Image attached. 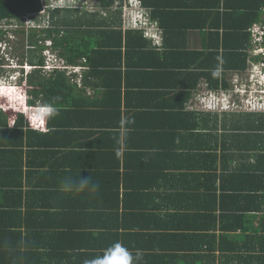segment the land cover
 Returning <instances> with one entry per match:
<instances>
[{
    "label": "trees",
    "instance_id": "obj_1",
    "mask_svg": "<svg viewBox=\"0 0 264 264\" xmlns=\"http://www.w3.org/2000/svg\"><path fill=\"white\" fill-rule=\"evenodd\" d=\"M87 1L84 6L80 3L76 6L77 0H70L71 4L66 6L63 0H0V26L3 25L4 30L8 29L6 26H13L18 30L28 29V22L47 26V39L53 41L55 49L62 50V57L68 58L70 65H79L81 59H87L86 65L91 71L83 77V84L92 83L93 86L106 88V98L103 101L91 103L86 100H74L71 103L69 92L64 87L67 85L65 73H56L36 83V87L42 85V90L35 94L37 99L32 98L31 103L50 106L53 104L52 107L56 104H69L67 109L64 106L55 111L60 112L61 116L57 122H52L53 127L67 128L63 130L66 132L58 133L53 130L46 135H39L30 130L29 136L49 139L68 135L67 138H70L72 121L80 119H85V125L98 126L101 134L108 135L112 130H119L122 123L126 122L127 129L130 130L126 134L127 146L135 149L137 156H142L140 159L146 162V168H150L153 163L157 164L164 157H168V160H164L161 165L169 167L175 162V151L187 144L190 129L193 132L210 131L208 128L211 121L218 122L220 113L225 112L224 119H221L223 127L230 128L228 131L233 132L234 138L243 139L237 143L238 149L252 151L256 158V167L240 166L229 175L222 174L219 186L213 184L208 187L210 190H220L221 198H225V201H220L223 211L229 208L228 203L232 205L231 209H237L240 201L251 193H255V196H251L253 199L264 194V65L260 64L261 60H264V20H261L263 12L253 6H249V10L245 12L236 7L232 12H215L212 19L205 17L198 22L196 17L194 24L199 9L186 2L180 4L181 9H187L186 11H181L178 6L180 11L174 12L168 9H174L175 6L164 5L162 0H140L141 17L136 20L137 10L130 5L129 0ZM90 2L96 8L93 12H90L89 8L86 9ZM223 2L224 0H200L199 6L201 9L217 8ZM149 8L153 10L149 11ZM176 13L180 14L178 19L170 17ZM184 13L190 14L189 18H186ZM238 14L239 17L232 24L234 15ZM240 20H243V24ZM256 26L259 30L255 35L253 29ZM193 29L207 30L211 39L206 36L207 38L201 41L205 43L202 47L197 43L191 46L186 33ZM4 30L0 28V42L5 39ZM66 35L70 36L71 42L65 52ZM37 38V33H32L30 43L34 44L33 41ZM80 38L83 40L82 45ZM39 51L42 50L36 53ZM31 52L33 51H30V58L34 65L37 68L43 67L44 57L33 55ZM124 54L127 58L125 64ZM98 57L103 60L99 63L100 68L103 66L102 69L110 67L106 62H111V71L106 73L105 70L97 68ZM257 66L263 71L256 75L254 84L245 79L243 87H240L238 82L232 84V77L241 78V75L248 74L249 71L254 74ZM149 67L161 72L168 82L167 90H172L167 91V106L173 109L169 125L167 120L163 123L159 121L155 114L157 111H152V106L148 107L146 112H136L134 107L136 98L132 96L131 85H138L131 83L143 68ZM202 83V93L205 94L200 93L196 97ZM75 87L76 84H71L69 88ZM203 87L201 86L200 91ZM137 91L136 94L140 95L139 90ZM193 96L195 102L209 112L188 109L187 105ZM231 98H235L234 102H231ZM139 106L143 109L147 104ZM15 114L13 107L5 113H0V264H21L18 261H22L16 259V249L21 248L23 237L21 227L24 226L26 218L30 217V213L35 212L34 202H38L40 198L45 201L50 198L49 192L42 193L32 189L25 191L23 184L16 182L17 164L9 154H15L11 146L18 144V138L24 139L26 126L23 116H18L21 119L17 120L16 125H10V115ZM187 122L190 124L186 125ZM114 134L120 136L119 133ZM130 137H134L135 143ZM46 139L41 140L40 144L47 145ZM141 140L145 143H140ZM90 154V151L81 152V155L87 157ZM21 167L19 171L22 170ZM141 171V177L144 179L146 169ZM162 171L161 176L156 178L165 181L166 185L172 184L171 173L166 172L165 168ZM138 190L134 189L132 194H126L123 200L118 193L108 200L110 193H105V198L99 197L95 202H98L96 205L99 215L104 213L103 207L112 210L114 207L120 208L123 204V235L118 236L116 233L114 244L120 243L131 252L135 249L152 251L157 248L152 233L158 227V221L156 219L142 224L132 215L140 202L137 196L133 195L142 196L138 194ZM132 196L128 202V198ZM202 200L201 195L200 201ZM212 201L213 209H216L219 198L211 193L209 203ZM105 236L108 238L109 234ZM112 245H105L104 252ZM104 252L97 256H102ZM142 256H145L148 262L156 261V256L152 253Z\"/></svg>",
    "mask_w": 264,
    "mask_h": 264
},
{
    "label": "crops",
    "instance_id": "obj_2",
    "mask_svg": "<svg viewBox=\"0 0 264 264\" xmlns=\"http://www.w3.org/2000/svg\"><path fill=\"white\" fill-rule=\"evenodd\" d=\"M229 1L231 0H224L217 8L204 9L199 6L200 0H162V3L175 6L174 9H168L174 12L180 11L177 8L184 2L191 7H197L199 11L198 15H195L194 24L196 17L200 22L205 17L214 18L215 12L219 14L232 12L236 7L245 12L249 10V6L263 12L261 20H264V0H236L235 3ZM184 16L189 18L190 14ZM170 17L178 19L180 14H172ZM237 17L239 14L234 15L232 24ZM240 22L243 24V20ZM186 35L191 46L197 43L199 47L205 45L201 41L208 36L205 29L189 30ZM164 36L166 37L165 33ZM69 39L70 36L66 35L65 52L71 42ZM79 41L82 45V38ZM124 56L125 64L127 58L125 54ZM83 61L87 62V59H81L80 65L84 64ZM102 61L98 57L97 68H100L99 63ZM106 64L110 67L102 69V66L100 69L108 73L113 66L109 61ZM155 69L143 68L131 83L138 85L137 87L131 85L132 96L136 98L134 107L136 112H146L149 110L148 107L152 106V111H157L155 114L159 121L163 123L167 120L169 125L173 109L167 106L168 82L161 72ZM90 71L89 69L84 72V78ZM65 83L67 85L64 87L69 92L71 103L74 100L94 103L106 98L104 87L85 83L81 87L76 85L74 89H70L72 83L67 77ZM201 86L203 87L204 83ZM200 88L198 92L195 91L197 95L194 96L197 97L203 92L204 87L201 91ZM137 90L140 95L136 94ZM194 96L187 108L203 113L209 112L195 102ZM139 104L147 106L140 109L142 106ZM68 105L56 104L54 107L53 104L47 105V110L50 113L51 109L56 111L64 106L67 109ZM28 108V113H24L21 107L17 106L14 122L10 115L12 127L21 119L18 116H23L26 128L24 139L18 138L16 140L18 144L11 146L15 154L9 155L17 164L16 182L23 184L25 191L32 189L42 193L49 192L50 198L48 201L41 200L42 198L38 202L35 201V212L30 213V217L26 218L24 226L21 227L23 237L21 248L16 249V259L22 262L18 263L87 264V261L104 252L105 245L115 243L116 233L118 236L123 235L121 228L125 217L123 204L120 208L114 207L112 210L103 207L104 213L99 215L96 205L98 202L95 200L103 197L105 193H110L108 200L116 193L123 200L126 194H132L134 189H139L138 194L142 196L133 195L137 196L140 202L132 215L142 224L157 219L158 227L152 233L157 248L152 251L139 250L142 254H154L156 261L148 262L146 257L142 256L137 264H264V194L253 199L251 196H255V193L250 195L246 193L247 196L240 201L237 209H231L232 205L228 203L229 208L223 211L220 208V201L222 199L225 201V198H221L220 190H210L208 187L213 184L219 186L222 174L229 175L240 166L256 167L254 153L238 149L237 143L243 139L234 138L233 132L228 131L230 128L223 127L225 112L220 113L218 122L211 121L208 128L210 131L193 132L190 129L187 144L175 151V162L171 166L162 167L161 163L168 160V157H164L157 164L153 163L150 168H146L148 165L140 159L142 156H137V151L127 146L126 134L130 130L127 129L126 122L122 123L119 130H112L110 134L104 135L100 133L98 126L85 125V119L82 121L80 119L72 121L70 138H67L68 135L49 139L40 136L32 138L28 134L30 130L39 135H46L53 130L58 133L66 132L63 130L67 127L64 129L61 126L53 127L52 122H57L61 116L59 112L52 116L48 114L44 118L45 130H37L35 125L39 124L38 118L42 110L36 104H31ZM114 133H119L120 136ZM130 138L135 143L134 137ZM43 139H46L47 145L40 144ZM20 140L22 141L18 142ZM140 143L145 142L141 140ZM84 151H90V156L81 155ZM145 151L141 152L144 154ZM163 168L171 173L172 184L166 185L165 181L156 178L161 176ZM143 169H146L144 179L141 177ZM65 177L73 179L89 177L92 182L98 184V188L94 192L86 190L83 193L68 194L61 189V181ZM210 192L219 198L216 209H213L214 201L209 203ZM133 196L128 198V202ZM105 234H109L108 238ZM137 250L132 251L136 253Z\"/></svg>",
    "mask_w": 264,
    "mask_h": 264
},
{
    "label": "clouds",
    "instance_id": "obj_3",
    "mask_svg": "<svg viewBox=\"0 0 264 264\" xmlns=\"http://www.w3.org/2000/svg\"><path fill=\"white\" fill-rule=\"evenodd\" d=\"M63 2L66 6L71 4L70 0H63ZM87 2V0H77L75 5L78 6V3H80L81 6H84ZM129 3L137 10V15H140V0H129ZM6 28H8L6 31L12 29L15 32H19L20 30L23 32L34 29L38 30V32H43L44 34L42 35L45 36V30L48 29L47 26L39 25V23L36 22H28V29L22 28L18 30L13 26H7ZM37 35L38 38L36 41H33L34 44L30 43V38L28 39L30 47L28 46L26 48V54L28 55L26 62H21L20 59L17 60L13 58L14 45L10 44L11 42L6 33L5 39L0 42V58L2 62L0 65V97L2 95L6 97L2 99L6 100L5 103L8 104L9 108L13 107L16 110L17 106H20L24 113H28V106H31L32 104L31 99H37L35 94L42 90V85L41 87H36V83L41 82L45 78H50L56 73H65L66 77L71 81L72 84H76L81 87L83 84L84 72L89 70V67L86 65V61H83V65H70L64 60L65 57L63 58L61 56L59 58H54V55L60 52V50L53 47V41L51 39L45 40L40 34ZM42 41H45V46H39L41 44L43 45ZM2 43H5L6 45H3ZM36 46H38L37 49H35ZM43 47L44 49H42ZM30 48H33L31 51L36 52L38 50H42L36 54H34L35 52H32V54L36 56H42V58L44 57L43 67L37 68V66L34 65V62L30 58L31 55H29ZM52 51H55L56 53L51 54ZM261 70L263 71V69ZM262 85H264V82H262ZM13 91L16 94H14V97H12ZM10 97L16 100H11ZM10 103L12 105H10ZM36 106L42 111L40 117L38 118L39 124L35 125V129L45 130L44 118L48 114L49 116L55 115V109H51L49 113L47 110V105H43V103H37ZM41 107H44L45 109H42ZM7 109L8 108L6 107L0 108V113L7 112ZM11 117H13L12 121L14 122V115H11ZM10 125L12 126V123H10ZM97 188L98 184L92 182L89 177L87 179L83 177H80L79 179L65 177L61 181V189L68 194L83 193L86 190L94 192L97 190ZM141 257L142 253L139 250L133 254V252L124 247L122 244L116 243L110 248L106 249L102 256H97L87 261V264H137Z\"/></svg>",
    "mask_w": 264,
    "mask_h": 264
},
{
    "label": "rangeland",
    "instance_id": "obj_4",
    "mask_svg": "<svg viewBox=\"0 0 264 264\" xmlns=\"http://www.w3.org/2000/svg\"><path fill=\"white\" fill-rule=\"evenodd\" d=\"M89 8V10H90V12H93L94 11V9H96L95 7H94V5H93V3H91L90 2V6H88L86 9H88ZM3 25H1L0 26V28H3V30L5 29L4 27H2ZM7 27V26H6ZM8 31V32H7ZM4 30V32L6 33V35L8 36V38H9V40H10V44H12V45H14V51H13V58L14 59H20V61L22 62H26V58H28V55L26 54V52H27V50H26V48L30 45L29 44V40H28V37L30 38V36H31V34L32 33H37V34H40L41 35V37H43L45 40L47 39V37L45 36V35H42V34H44L43 32H38V30H34V29H31V30H27V31H23L22 32V30H20L19 32H15V31H13L12 29L11 30ZM62 34V33H61ZM59 37V36H58ZM57 37V38H58ZM60 38V37H59ZM43 42V45L41 44V45H39V46H45V44H44V42L45 41H42ZM3 45H6L5 43H2ZM30 47V46H29ZM38 48V46H36L35 47V49H37ZM31 49H33V48H30V51H31ZM33 52H35L34 54H36V51H33ZM32 53V52H31ZM53 53H56L55 51H52L51 52V54H53ZM29 55H31L30 53H29ZM42 55H43V53H42ZM24 56V57H23ZM51 56V55H50ZM62 56V50H60V52H58L57 54H55L54 55V58L56 57V58H59V57H61ZM253 56V55H252ZM64 60L66 61V62H68L69 60H68V58H64ZM257 69H258V71H259V69L261 70V67L260 66H257ZM0 72H1V68H0ZM243 76V75H242ZM242 76H240V77H242ZM257 76H258V73H257ZM242 80H244V78H241ZM2 98H6L5 96H1L0 97V108H4V107H6V108H8L9 109V106H8V104L7 103H5V101L6 100H4V99H2ZM10 99L11 100H16V99H13V98H11L10 97ZM253 105H255V104H253Z\"/></svg>",
    "mask_w": 264,
    "mask_h": 264
},
{
    "label": "flooded vegetation",
    "instance_id": "obj_5",
    "mask_svg": "<svg viewBox=\"0 0 264 264\" xmlns=\"http://www.w3.org/2000/svg\"><path fill=\"white\" fill-rule=\"evenodd\" d=\"M260 64L264 65V60H261ZM257 73L260 74L261 70L259 69V71H258V69H257V71L254 72V74H252L251 71H249L248 74H244L243 76L241 75L242 76L241 78H244L245 81L248 80V82L250 81V82H252V84H254L255 83L254 78L256 77ZM232 78H233L232 79V84L235 83V82H238V85H240V87H243L242 86L243 80L241 78H237V77H235V78L232 77ZM240 89H242V88H240ZM234 99L235 98H231V102H234Z\"/></svg>",
    "mask_w": 264,
    "mask_h": 264
},
{
    "label": "built area",
    "instance_id": "obj_6",
    "mask_svg": "<svg viewBox=\"0 0 264 264\" xmlns=\"http://www.w3.org/2000/svg\"><path fill=\"white\" fill-rule=\"evenodd\" d=\"M141 16L140 15H136V20H138ZM259 30V27L256 26L254 29H253V32L254 34L256 35L257 34V31Z\"/></svg>",
    "mask_w": 264,
    "mask_h": 264
},
{
    "label": "bare ground",
    "instance_id": "obj_7",
    "mask_svg": "<svg viewBox=\"0 0 264 264\" xmlns=\"http://www.w3.org/2000/svg\"><path fill=\"white\" fill-rule=\"evenodd\" d=\"M80 85H81V84H80ZM6 93H7V92H6ZM14 94H15V93H14V91H13V92H12V97H14ZM15 95H16V94H15ZM10 96H11V95H10Z\"/></svg>",
    "mask_w": 264,
    "mask_h": 264
}]
</instances>
